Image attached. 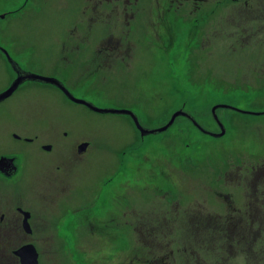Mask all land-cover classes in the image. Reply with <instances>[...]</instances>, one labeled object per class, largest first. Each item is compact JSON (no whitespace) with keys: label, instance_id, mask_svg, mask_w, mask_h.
I'll return each mask as SVG.
<instances>
[{"label":"rangeland","instance_id":"obj_1","mask_svg":"<svg viewBox=\"0 0 264 264\" xmlns=\"http://www.w3.org/2000/svg\"><path fill=\"white\" fill-rule=\"evenodd\" d=\"M72 34L90 50L112 49V66L103 57L65 59L64 50L78 44ZM0 44L22 64L47 71L90 63L98 86L75 76L74 92L101 108L133 110L149 128L166 126L182 109L216 133L214 106L260 113L219 108L222 137L183 116L142 137L128 115L59 101L54 88L39 86L50 91L46 111L60 124L51 130L93 142L76 180L85 194L83 223L45 234L48 247L40 252L49 264H162L159 257L166 264H264V199L258 207L248 194L253 168L264 167V0H0ZM0 71L1 89L11 73L1 54ZM7 104H0V152L15 142L6 128H18ZM52 156L42 149L27 158ZM10 199L11 209L18 201ZM212 230L222 233L212 238Z\"/></svg>","mask_w":264,"mask_h":264},{"label":"flooded vegetation","instance_id":"obj_2","mask_svg":"<svg viewBox=\"0 0 264 264\" xmlns=\"http://www.w3.org/2000/svg\"><path fill=\"white\" fill-rule=\"evenodd\" d=\"M71 36L74 37L73 40H78V44L76 45L77 47L73 46L64 50L65 52L68 51L66 55H62L65 56V59H68L71 63H85L91 57L94 61L99 62L101 61L100 58L103 57V65L112 66V57L115 56L111 52L112 49L102 50L105 48L99 47L90 50L88 48L89 41H86L82 35L72 34ZM102 39L104 40L105 37ZM82 43L83 46L80 48ZM86 44H88L87 47ZM71 45H75V42L71 43ZM2 48L4 46L0 44V54L8 64L11 73L5 74V78L9 80L5 87L0 89V93L11 87L18 76L25 78L29 76L28 73H35L57 79L76 98L89 100L95 104L94 101L88 99L89 97H85V95L79 96L74 92V89H78L75 87L80 83L75 76L81 77V83L83 84L85 80L94 90L98 86L99 80L95 79L96 71L94 69L89 71L86 68L90 66V63L84 64L82 66L85 67L83 70L75 65L57 66L54 64V68L47 71L42 64L40 66H33L27 62L22 64L17 58L12 56L18 68L22 70L21 73H18L11 66L8 56ZM114 50L118 52L121 48L118 46ZM126 51V57L130 58L128 49ZM92 53L94 54L93 56ZM91 65L93 66L92 63ZM100 67L104 66H99L98 68L100 69ZM2 76L3 74L0 71V79ZM104 79L113 80L109 76ZM42 85H49L62 97L59 100L58 97L54 96V99L83 105L97 113V111L90 109L88 106L69 99L67 94L57 85L36 79L24 81L10 95L25 93L24 99L20 103L18 101L14 104L10 103V96L0 101V104L3 105L8 103L7 106L10 112L7 109L5 110L11 116L13 115L9 122L13 123L17 120L18 123V128L14 129V125H11L12 128H6L7 135L15 142L9 143V148L0 152V192L3 197L6 195V198L1 200L2 203L0 202V264H27L23 261L18 251L28 245H33L37 249L38 264H49L48 261L50 259H45L43 253L40 252V248L48 247L49 236L45 234L51 231L60 232L64 227L68 226L75 228L83 223L82 213L85 194L76 180H78L79 168L84 162L85 156L93 149V142L83 140L75 134L69 135L67 130H51L53 123L57 126L60 124H57L46 111L51 95L50 91L43 89V87L39 88ZM26 86H29L28 91H24ZM3 105H0V107ZM22 108H24V112ZM20 111L22 113H19ZM48 120H51L50 124L44 122ZM36 123L41 124V132L32 134L30 133L31 127ZM45 125L46 127L50 126L47 131L44 130ZM22 143L29 144L31 147H27ZM84 143H87V147L82 149L81 146ZM42 149L46 150V152H53V156L47 160L38 158L28 160L27 155L29 152L31 154L33 151L36 152L37 150L39 152ZM18 154L23 159H20ZM1 157L4 159H1ZM111 161L114 163L113 159ZM42 168L45 169L43 173L41 171ZM262 168L264 167H259L257 170L253 168L257 173L253 175L255 176V191L252 193L248 190V194L250 193L251 199L258 204V207L264 199V183H261L264 175ZM11 197H15L14 201L18 202L10 209L8 207L13 204L10 203ZM255 210L258 212L259 219L260 209L256 206ZM38 244H40L39 247ZM76 244H78L77 241ZM158 261L162 264L167 263L163 257H159Z\"/></svg>","mask_w":264,"mask_h":264},{"label":"water","instance_id":"obj_3","mask_svg":"<svg viewBox=\"0 0 264 264\" xmlns=\"http://www.w3.org/2000/svg\"><path fill=\"white\" fill-rule=\"evenodd\" d=\"M2 49L6 52V54L8 56V60L11 64V66L14 68V70L18 73H21L22 70H20L18 68V65H16L17 64L16 61L11 56V54L8 52V50L5 48H2ZM28 75H29V76H27L28 78L27 77L21 78V76H18V78L14 81V83L11 85V87H9L8 89H6L5 91L0 93V101L5 99L6 97L10 96L14 92V90L18 86H20L21 83H23L24 81H26L28 79H36V80L41 81V82L53 83L54 85H57L58 87H60L67 94L69 99L76 101L78 103L84 104L94 111H97L100 113H114V114L128 115L133 120L135 126L140 131L142 137L150 135V134H159V133H162V132L168 130L174 124L175 120L180 116L188 118L202 133L207 134V135L212 136V137H222L226 133V126L221 122V120L218 116L217 110L219 108H230V109H233L235 111L243 112L246 114H260L259 112H251V111L241 110V109L236 108V107L231 106V105L214 106L212 108V114H213V117H214L215 121L217 122L219 128L221 129V132L216 133V132L210 131V130L206 129L204 126H202L198 122L197 118L192 113L182 109V110H179L173 114L171 120L169 121V123L166 126L161 127V128H149V127L144 126L141 123L139 115L136 112H134L133 110L116 109V108H101L89 100L76 98L74 96V94H72L60 81H58L55 78L44 77V76H41V75H38L35 73H28ZM261 113H264V112H261ZM86 147H87V143H84L81 146L82 149H84ZM1 159H4V158L1 157ZM18 253L22 257V259L25 263H27V264H38V252H37V249L33 245H28L24 248H21L18 251Z\"/></svg>","mask_w":264,"mask_h":264},{"label":"trees","instance_id":"obj_4","mask_svg":"<svg viewBox=\"0 0 264 264\" xmlns=\"http://www.w3.org/2000/svg\"><path fill=\"white\" fill-rule=\"evenodd\" d=\"M131 119V118H130ZM132 121V120H131ZM133 122V121H132ZM261 183H264V175L262 176V182ZM250 203V206H251V208L253 209V203L250 201L249 202ZM250 208V209H251ZM245 215V217H246V214H244ZM214 222V221H213ZM201 223V222H200ZM236 223V222H235ZM237 224V223H236ZM222 233V231H216V230H212V234H213V236H212V238L213 237H216V236H218V235H220Z\"/></svg>","mask_w":264,"mask_h":264},{"label":"snow or ice","instance_id":"obj_5","mask_svg":"<svg viewBox=\"0 0 264 264\" xmlns=\"http://www.w3.org/2000/svg\"><path fill=\"white\" fill-rule=\"evenodd\" d=\"M21 2H25V0H21Z\"/></svg>","mask_w":264,"mask_h":264}]
</instances>
